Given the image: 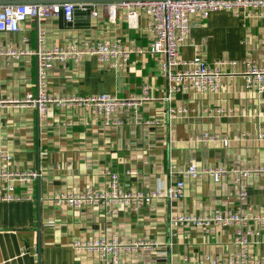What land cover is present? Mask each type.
Here are the masks:
<instances>
[{
    "label": "crops",
    "instance_id": "obj_1",
    "mask_svg": "<svg viewBox=\"0 0 264 264\" xmlns=\"http://www.w3.org/2000/svg\"><path fill=\"white\" fill-rule=\"evenodd\" d=\"M68 0H0L1 5ZM109 0L91 3L90 22L68 26L59 17H30L18 32H0V48L15 51L0 55V172L6 163L12 173L37 172L29 179L0 175V195L15 187L19 200H0V264H102L98 252L77 251V240L118 237L147 247L121 254V264H180L205 254L226 257L237 249L235 226L213 221L179 223L180 215L205 217L215 210L233 209L249 217L253 230L249 253L264 257V172L242 178L248 190L243 203L237 195L234 169H264V91L246 86V62L264 64V11H213L207 18L192 17V42L181 48L180 59L200 53L210 62L236 61L225 68L219 91L187 89L171 93L172 81L162 73L166 56L132 51L122 58L101 61L86 55L81 62H57L50 69L43 117L25 100L37 95L39 36L46 32V47L81 46L85 42L120 39L129 50H147L148 17L141 11L138 26L130 27L122 8ZM185 66H174L176 72ZM142 104L125 106L123 127L106 125L102 115L72 97L109 93L122 99L143 95ZM20 101V102H17ZM136 115L153 124L137 123ZM11 158L4 161L2 154ZM197 164L225 168L220 182L210 175L185 178L184 196L163 197L137 210L116 211L101 206L81 209L58 205L61 192L105 188L112 174L125 189L144 192L167 189L176 178L171 169Z\"/></svg>",
    "mask_w": 264,
    "mask_h": 264
},
{
    "label": "built area",
    "instance_id": "obj_2",
    "mask_svg": "<svg viewBox=\"0 0 264 264\" xmlns=\"http://www.w3.org/2000/svg\"><path fill=\"white\" fill-rule=\"evenodd\" d=\"M116 8H122L125 12V18L130 27L138 26V18L141 11H144L148 17V34L150 42L147 50L141 47L135 49H125L122 47L120 39L114 41L85 42L81 46L68 45L65 47L55 46L46 47V32L42 28L39 36V82L38 93L34 95L28 93L25 100H21L32 106H37L41 115H47V103L52 101L48 91L50 69L57 62L73 60L81 62L86 55H97L101 61H109L114 58H122L123 63L128 60L129 53L132 51H149L151 53L162 54L166 56V61L162 65V73L169 77L173 82L171 93H178L187 89L198 91H219L222 86V79L225 74V68L228 65L236 64V61L215 60L208 61L200 53L191 60L180 59L181 48L192 42L191 29L193 27L192 17L199 15L201 18H207L213 11L228 10L239 15L241 9H261L264 11V0H124L114 5ZM75 3H40L23 2L18 4H0V32L14 33L21 29V24L30 17L47 18L59 17L63 14L65 21L73 20ZM93 15L97 12L93 11ZM15 51H4L0 48V55H14ZM247 71L244 74L246 86L256 89L259 93L264 91V64L253 61L246 62ZM185 66V68L173 72L172 67ZM149 91L144 89L143 95L139 98L130 97L126 99L119 98L109 93L91 94L80 97H72L73 101L79 104L86 103L92 109V112L102 115L103 123L106 125H116L123 127L127 121L120 117V112L125 106L142 104L148 100ZM17 102H20L17 100ZM0 110V118H1ZM137 123L153 124L154 120H146L136 115ZM4 161L11 158L9 152L2 154ZM252 171L264 172V169H234L237 183V195L243 203L248 200V190L242 183V178L249 175ZM37 172L12 173L7 171L6 163L2 165L0 175L13 178L29 179L37 177ZM171 174L176 178L173 186L167 189H155L144 192L138 189H125L121 183L119 175L112 174L108 185L103 189L92 186L83 191L72 193H57L52 197V201L58 205H66L72 208H85L101 206L109 208L110 211H116L121 207L131 210H137L153 200L163 197L179 199L184 196L185 178L198 179L203 175H210L215 182H220L222 177L227 174L225 168H203L200 169L197 164H192L188 168H173ZM8 192L0 195V200H19L23 197L16 195L13 191V185H7ZM245 209L239 211L233 209L215 210L212 214L205 217H195L190 215H180L173 219L175 225L179 223L202 224L203 222H216L222 225H234L236 228L234 234V243L237 249L226 257H216L205 254L196 261L185 258L180 264H264V257L253 259L249 253L251 245V235L253 230L250 228L249 217L244 213ZM264 223V216L256 217ZM147 243L132 242L126 243L118 237L112 239L98 238L90 240H77L74 247L77 251L98 252L102 259V264H121V254L125 252H137L139 248L147 247Z\"/></svg>",
    "mask_w": 264,
    "mask_h": 264
},
{
    "label": "water",
    "instance_id": "obj_3",
    "mask_svg": "<svg viewBox=\"0 0 264 264\" xmlns=\"http://www.w3.org/2000/svg\"><path fill=\"white\" fill-rule=\"evenodd\" d=\"M98 0H68L66 2H72L75 3V11H74V16L73 20L70 22L65 21L63 14H60L59 18L60 21L65 23L68 26H73V25H79L81 22L89 23L92 10H91V3L97 2ZM120 2L124 0H109V2ZM35 2H40L44 3L45 1H35Z\"/></svg>",
    "mask_w": 264,
    "mask_h": 264
},
{
    "label": "rangeland",
    "instance_id": "obj_4",
    "mask_svg": "<svg viewBox=\"0 0 264 264\" xmlns=\"http://www.w3.org/2000/svg\"><path fill=\"white\" fill-rule=\"evenodd\" d=\"M145 13V12H144Z\"/></svg>",
    "mask_w": 264,
    "mask_h": 264
}]
</instances>
